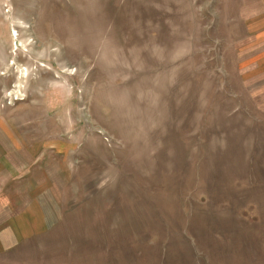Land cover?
Returning <instances> with one entry per match:
<instances>
[{"label":"rangeland","instance_id":"1","mask_svg":"<svg viewBox=\"0 0 264 264\" xmlns=\"http://www.w3.org/2000/svg\"><path fill=\"white\" fill-rule=\"evenodd\" d=\"M0 264H264V0H0Z\"/></svg>","mask_w":264,"mask_h":264}]
</instances>
